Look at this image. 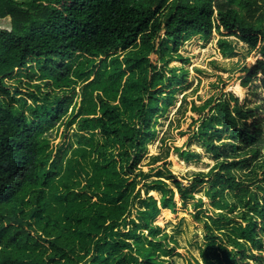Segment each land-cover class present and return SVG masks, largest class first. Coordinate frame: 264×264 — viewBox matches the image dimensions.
Wrapping results in <instances>:
<instances>
[{
  "label": "rangeland",
  "instance_id": "rangeland-1",
  "mask_svg": "<svg viewBox=\"0 0 264 264\" xmlns=\"http://www.w3.org/2000/svg\"><path fill=\"white\" fill-rule=\"evenodd\" d=\"M0 27H11L9 16L0 18ZM260 45L259 41L251 47L220 28L208 35L190 33L175 47L161 31L146 45L136 40L105 54L75 52L63 61L62 68L57 66V57H31L25 66L0 78V104L23 112L37 130L42 158L37 175L40 186L58 184L69 158H80L75 150L81 147L89 152L88 160L114 163L118 168L133 164L132 170L125 172L134 182L126 221L113 228V234L119 232L129 245L97 257L93 237L76 264H142L147 260L144 252L155 264H207L203 249L208 240L215 246L221 243L233 254L231 263L221 260L219 264H264V210L257 214L249 206L254 201L252 193L264 204V93L258 76L248 77L242 70L262 57ZM147 72L148 78L157 74L156 106L149 109L147 91L136 89ZM124 88L125 95L138 92V110L136 103L124 101ZM218 101L225 103L237 126L253 130V121H257L260 132L256 141L246 145L234 136L233 128L225 130L223 125H213L199 134L201 123L216 112ZM107 107L114 108L119 126L126 123L138 131L143 139L139 147L101 132ZM248 110L253 115L247 116ZM208 144H213L220 156ZM124 150L129 156L122 154ZM223 162H230L229 173L242 182L240 186L229 188L214 178L215 172L226 171ZM74 172L80 182L75 188H84L90 169L86 175L74 165ZM85 191L96 199L90 190ZM150 194L159 208L146 217L141 210L147 208ZM170 196L172 203L162 205ZM244 215L256 221L257 239L239 238L243 246L238 247L234 226L246 223ZM30 222L34 224L33 219ZM13 224L36 238L34 249H44L43 258L50 264L53 250L47 235L38 228L29 230L25 222L15 220ZM135 224V237L126 235ZM9 234L8 230L5 236ZM23 250L15 248L13 257L18 258L16 251ZM16 258L15 264H21Z\"/></svg>",
  "mask_w": 264,
  "mask_h": 264
},
{
  "label": "trees",
  "instance_id": "trees-1",
  "mask_svg": "<svg viewBox=\"0 0 264 264\" xmlns=\"http://www.w3.org/2000/svg\"><path fill=\"white\" fill-rule=\"evenodd\" d=\"M7 16L11 27H0V78L15 67L25 66L31 57H57L60 59L57 66L62 68L63 61L75 52L105 54L136 40L146 45L161 31L177 47L190 33L208 35L213 29L222 28L251 47L261 42L259 51L262 57L250 66L244 65L242 70L247 71L248 77L258 76L264 93V0H0V18ZM156 78L157 74L148 78L147 72L143 82L136 84L138 91L141 87L147 91V109L156 106ZM126 91V88L122 90L124 101L136 103L138 110V92L125 95ZM215 109L216 112L201 123L199 134H205L213 125H223L225 130L233 128L234 136L246 145L256 141L260 132L256 120L253 121V130L241 128L224 102L218 101ZM246 112L247 116L253 115L251 110ZM103 116L100 129L106 137L113 136L131 147L140 146L143 139L138 131L126 123L119 126L113 107H107ZM208 147L217 153L213 144ZM75 153L80 158H69L58 179L59 185L40 186L37 175L42 158L37 130L23 112H13L10 105L0 104V242H3L0 264H15L13 251L20 247L24 250L16 252L21 264L48 262L43 258L44 249L38 252L34 249L36 238L29 231L14 226L15 220L30 225L29 230L40 229L51 240L53 257H50V264H76L83 258L81 251L89 249L93 237H96L97 257L104 251L112 255L118 247L129 245L119 237V232L113 234V228L126 221L125 213L134 182L125 172L127 169L131 171L133 164L118 168L114 163L104 165L88 160L89 152L82 147ZM184 153L185 157L190 155L189 151ZM122 154L129 156L127 150ZM74 165L86 175L90 169L84 188L79 190L75 188L80 182L74 178L77 175ZM222 168L226 171L215 172L216 180L223 181L229 188L242 184L229 173L230 162H223ZM85 189L90 190L96 199L92 200ZM178 189L185 196L179 184ZM212 189L214 193L218 190L214 183ZM250 198L254 199L253 205H249L251 209L261 214L264 204L258 202L255 193L250 194ZM161 203L171 204V196ZM146 204L147 208L141 210L146 217L159 208L154 194H150ZM244 219L245 224L234 226V243L238 247L243 246L239 238L252 242L257 239L256 221L248 215H244ZM4 220L9 223L3 224ZM136 227L135 224L126 235L135 237ZM8 230L10 234L5 236ZM11 230L16 232L12 234ZM141 250L138 249L139 253ZM143 255L147 260L142 264L156 263L149 253ZM203 255L207 264L233 261L231 250L221 243L215 246L214 241L205 243ZM58 256L61 259H57Z\"/></svg>",
  "mask_w": 264,
  "mask_h": 264
}]
</instances>
